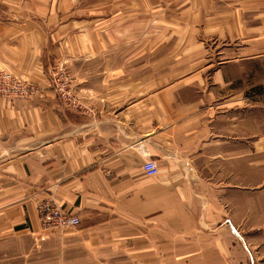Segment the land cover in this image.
<instances>
[{"label":"crops","instance_id":"obj_1","mask_svg":"<svg viewBox=\"0 0 264 264\" xmlns=\"http://www.w3.org/2000/svg\"><path fill=\"white\" fill-rule=\"evenodd\" d=\"M153 1L177 11L183 18L178 21L194 30L183 36L186 43L211 30L228 39L241 36L242 28L252 33L264 27V5ZM212 5L224 8L216 20L204 19ZM250 16L258 22L247 27ZM46 28L0 14V68L38 87L30 99H0V264H233L220 206L226 185L212 182L211 175L240 163L242 87L236 70L242 61L264 58V37L249 45L248 58L236 51L215 66L195 62L209 60L208 53L169 51L161 56L163 67L146 69L138 50L116 53L123 61L119 68L112 63L115 53L106 51V67L95 69L87 65L101 53L68 55L67 38ZM174 33L154 38L171 45ZM177 57L185 62L177 66ZM66 61L62 80L79 107L52 85L55 67ZM145 76L154 78L147 82ZM216 87L229 94L213 106ZM231 121L233 137L227 140ZM147 157L158 163L155 177L144 174ZM44 200L79 216L81 225L62 232L43 228L37 203Z\"/></svg>","mask_w":264,"mask_h":264},{"label":"rangeland","instance_id":"obj_2","mask_svg":"<svg viewBox=\"0 0 264 264\" xmlns=\"http://www.w3.org/2000/svg\"><path fill=\"white\" fill-rule=\"evenodd\" d=\"M213 1L210 0L211 3ZM231 1L233 0H225L223 5ZM241 2L254 6L264 5V0H241ZM223 5L216 7L212 5L206 8V10L214 11H211L204 19L216 20L218 8L223 9ZM144 7L148 14L145 17L146 22L141 23V0H0V14L8 17V20L20 22L34 20L45 25L50 35L66 37L68 47L71 48L68 55L71 53L84 55L89 50L101 53L91 64L87 65L88 62L81 61L82 64L95 69L106 67V60L102 55L106 51L115 53L112 63L114 67L119 68L123 67V61L116 53L123 51L133 53L138 50L141 52V64L145 65L146 69L154 66L163 67L164 61L161 56L169 51L174 55L182 52L208 53L209 60L199 59L195 62L201 66L208 63L215 66L229 61L236 51H240L248 58L253 53L249 45L255 47L253 42L264 37V27L254 29L252 33H250L251 30L242 28L241 36L228 39H219L213 33L214 30H211L209 33L204 32L205 34L195 36L194 41L189 38V42L186 43L183 36H190L193 29L187 30L185 24L178 21L182 17L177 11H168L166 5L153 0H146ZM162 9H164L163 12ZM225 10H228L227 5ZM155 11L158 14H154ZM245 18L247 27L256 25L258 22L252 19V16ZM154 19L161 20L162 26L154 24ZM148 20H151L150 25ZM173 21H178L173 29H163L164 25H167L166 22ZM171 31H175V44H162L159 39L154 38L170 34ZM235 39L239 40L233 41ZM246 45L248 49H241V46L246 47ZM258 45L262 46V44ZM178 57L174 63L177 66L185 62ZM69 64L70 61L60 62L55 67L54 76L51 77L52 85L56 86V81L64 77L66 66ZM189 65L191 61H188ZM59 70L61 72L57 75ZM231 73L234 74V68ZM236 73L240 77L242 87L241 160L240 163L236 161L235 169L233 162L231 165L226 164L224 171L211 175V181L226 185L224 204L221 203L220 206L225 212L224 238L230 246L226 247L227 259L233 261V264H264V58L257 62L242 61L241 68L236 70ZM207 74L205 81L211 86L212 76L210 72ZM130 77L136 79L137 75ZM153 78L145 76L147 82ZM161 78L167 80L165 77ZM21 79L24 80L22 77ZM143 80L144 78L141 81ZM63 83L67 89L68 82ZM211 90L214 91V96L209 99V103L215 106L219 104V99L224 93H221L217 87ZM227 94L229 93L224 95ZM183 96L185 100L192 99L190 94H183ZM31 97H21V99ZM231 114L233 116L232 112ZM226 132L227 140L233 137L232 121L230 131L227 124Z\"/></svg>","mask_w":264,"mask_h":264},{"label":"built area","instance_id":"obj_3","mask_svg":"<svg viewBox=\"0 0 264 264\" xmlns=\"http://www.w3.org/2000/svg\"><path fill=\"white\" fill-rule=\"evenodd\" d=\"M60 72L61 70L57 72V75ZM63 82L62 79L56 81V88L61 97L65 99L70 106L79 107L78 100L69 93ZM37 93V88H35L30 82L22 80L21 77L11 71L0 68V99H20L21 97H31ZM143 171L149 178L158 175L159 166L156 160L147 157V160L143 164ZM37 211L40 224L46 229L62 232L81 225V218L79 216L65 212L51 200L38 202Z\"/></svg>","mask_w":264,"mask_h":264}]
</instances>
